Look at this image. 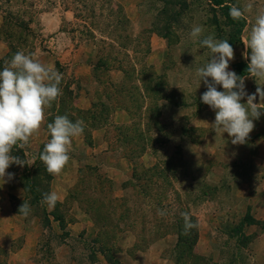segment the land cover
Listing matches in <instances>:
<instances>
[{
	"label": "rangeland",
	"instance_id": "374dc122",
	"mask_svg": "<svg viewBox=\"0 0 264 264\" xmlns=\"http://www.w3.org/2000/svg\"><path fill=\"white\" fill-rule=\"evenodd\" d=\"M228 1L241 8L249 2L264 7V0ZM214 14L209 0H0V70L23 51L63 74L59 98L73 110L77 97L70 100L64 90L81 85L92 99H99L97 104L108 106L104 118L114 107L126 109L132 122L111 129L113 153L102 160L108 167L123 159L118 165L124 171L131 162L137 179L90 160L67 200L50 209L26 193V165H11L7 172L14 178L0 180V211L8 201L9 214L19 217H0V264H15L22 250L27 256L22 253L21 264H264V222H255L264 206V145L257 147L255 140L264 131V115L253 121L245 144L233 145L227 133L221 137L213 131L215 112L200 99L207 88L201 82L197 89L195 71L211 53L190 38L191 28L203 25L205 35L230 38L224 20L218 22ZM245 19L242 44L229 62L235 73L236 64L250 63L243 39L254 13ZM95 25L108 28L112 39L101 32L91 34L88 27ZM169 26L172 36L167 39L164 29ZM100 59L109 67L95 69L92 78L86 67ZM111 72L124 76L117 87L111 85ZM257 86L255 79L245 78L248 94ZM217 90L223 91L222 86ZM55 102L45 109L49 118L56 103L62 113L60 101ZM255 102L262 103L259 96ZM95 112L102 115L101 107ZM13 154L20 156L15 147ZM28 156L26 162H32V154ZM35 159L28 165L30 177ZM157 165L167 178L161 177L158 188L146 186L143 179ZM8 182L21 185L23 197L7 196ZM155 190L166 196L155 201ZM24 201L32 209L27 217L18 212ZM45 211L52 216L46 217ZM83 212L103 220L106 227L97 237L94 227L93 234L71 236ZM182 213L198 220L199 240L192 250L179 242L174 222ZM157 217L162 230H155ZM30 238L35 246H26Z\"/></svg>",
	"mask_w": 264,
	"mask_h": 264
},
{
	"label": "clouds",
	"instance_id": "9594fccd",
	"mask_svg": "<svg viewBox=\"0 0 264 264\" xmlns=\"http://www.w3.org/2000/svg\"><path fill=\"white\" fill-rule=\"evenodd\" d=\"M253 13L254 23L243 39L245 48L250 50L247 76L229 70L234 49L227 39H217L215 34L205 35L203 25H194L189 33L194 42L211 53L208 61L195 71L197 89L201 82L207 88L200 99L215 112V120L211 124L213 131L221 137L227 133L233 145L245 144L255 128L253 121L264 115V107H261L264 103V7L249 2L243 8L237 5L229 8V16L234 21ZM245 58L249 59L248 52ZM246 77L255 79L258 85L254 94L246 92ZM62 79L61 72L46 67L23 51H17L0 70V180L3 182L14 178V173L7 172L11 165H33L34 160L26 162L14 155L13 148H25L33 134L39 131L45 119V109L62 95L59 87ZM217 86H222L223 91L217 90ZM257 96L262 103L255 102ZM245 98L246 103H242ZM85 127L83 120L73 122L66 115H57L52 123L47 124L51 138L38 158L50 175H59L68 164L72 138L82 135ZM59 199L56 192H46L41 203L54 209ZM31 211L27 201L18 210L24 217ZM160 215L165 213L161 211ZM182 216L187 234L197 224L192 222L188 213H182Z\"/></svg>",
	"mask_w": 264,
	"mask_h": 264
},
{
	"label": "crops",
	"instance_id": "0c3cea01",
	"mask_svg": "<svg viewBox=\"0 0 264 264\" xmlns=\"http://www.w3.org/2000/svg\"><path fill=\"white\" fill-rule=\"evenodd\" d=\"M242 44V43H241ZM235 49V48H234ZM97 65V60L91 64L87 65V69L91 72L90 75L92 78L95 76H92V74L95 72V67ZM93 72V73H92ZM77 75V74H76ZM94 75V74H93ZM112 87H117L118 84L122 83L124 76L120 74V72L116 73L111 72ZM110 76V77H111ZM72 90H77L75 92V96L77 99L75 100L76 104V110L78 111H90L92 108H94V104L99 103V99L97 97L92 99V94L90 95V91L86 90L83 85L81 86H72ZM112 115L109 116L107 121L104 123L103 126L96 129H87L89 140L87 138L86 132H83L82 135L78 137L72 138V144L70 149V160L68 164L64 167L62 172L59 175H55L50 187V192H56L60 199L57 202L64 203L72 189H75L78 183V179L80 176V171L82 167L90 162V160H94L96 162V165L99 167H102L104 169L109 168L112 171L118 172V174H122L123 176L133 177L134 168L132 171L133 164L128 161V170L124 171L118 163H123V159L120 160L117 165H111L106 167V163H103L102 158L107 157L110 153H113L112 150L110 151V144H112L113 138H110V131L111 129L115 128V126H122V125H129L132 122V117L128 113L126 109H123L122 107H114ZM48 113L45 112V119L43 123L40 126V129L38 132L34 133L33 136L30 138L29 144L23 148L25 154L28 156V154H32L33 160L34 157L38 155L40 152L41 146L45 144L49 139V131L47 130V123H48ZM108 123V124H107ZM110 123V124H109ZM260 135H256V146L259 147L261 145H264V131L260 132ZM115 155H118V152L114 153ZM114 155V156H115ZM112 157H110L111 159ZM100 162V163H99ZM102 162V163H101ZM126 162V161H124ZM118 177V176H117ZM8 191V194H7ZM7 196L13 195L15 198H21L24 195V189L21 185H10L8 184L5 186V192ZM10 194V195H9ZM9 209H12V204L8 201H4V207L2 211H0V217L3 218H11L14 217L18 221L19 215H14L13 213L9 214ZM255 220L264 222V206L260 209V212L255 216ZM39 223V222H38ZM74 227L72 229H75L76 232H71V236H80L81 234L87 235L88 233L93 234V229L91 227H94V236H98L99 229L94 225V221L85 213L83 212L80 214V216L77 217V221L74 223ZM90 225V226H88ZM88 226V227H87ZM87 228V232L85 230ZM37 229V228H36ZM38 230V229H37ZM72 231V230H71ZM43 233V232H42ZM41 235V232H40ZM35 240L33 238L28 239V242H26V246L36 245ZM7 245L4 244V247ZM24 253V251H20ZM22 253L16 254V262L15 264H21L24 259L22 258ZM24 255H26L24 253ZM27 256V255H26Z\"/></svg>",
	"mask_w": 264,
	"mask_h": 264
},
{
	"label": "trees",
	"instance_id": "16d2710c",
	"mask_svg": "<svg viewBox=\"0 0 264 264\" xmlns=\"http://www.w3.org/2000/svg\"><path fill=\"white\" fill-rule=\"evenodd\" d=\"M211 6L214 8L215 10V14L214 16L216 17V19H218V22L220 21V19L224 20L225 26L230 30V38L228 40V42L232 45L233 49L242 43V36H243V32L247 26V20L244 18L240 19L239 21H234L230 16H229V8L232 6V3H230L228 0H209ZM217 11V12H216ZM121 19V17L119 18ZM94 25V24H93ZM95 26H89V31L91 34L95 33V32H101V33H105L109 35V38L112 39L113 34L112 32L106 28L104 30H100L99 28H95ZM98 27V26H97ZM172 27H168L166 29H164L165 34L164 37L167 39H170V37L172 36L171 33ZM124 46V45H123ZM113 47V46H111ZM122 47V46H121ZM108 63L106 60L100 59L98 64L96 65L95 69L98 71L99 69H108ZM247 67L248 65L244 62L238 63L234 66V69L237 73V75L240 76H247L248 72H247ZM124 73H126L124 71ZM64 94L67 95V97L70 98V100H72V97L75 95L74 90L71 89V87L69 88V86H67L66 90H64ZM58 97L56 102L60 101V109L62 110V113H58L57 109V103L55 104V108L52 109L51 111L53 113V116L51 118L48 117V124L52 123L55 119V117L57 115H66L68 116V118L70 120H72L73 122H75L76 120H83L85 122V120H87L85 122V130L84 132H86L87 134V138L89 140V135L87 132V129L91 128V129H96V128H100L103 126V122L105 123L107 120L106 118L103 117V113L107 112L108 110V106L105 103H102L101 105L99 104H94V108H92L90 111H78V110H73V108L66 102V100L61 101V99ZM109 100V99H108ZM68 104V105H67ZM99 107H101V113H97L95 112V110H97ZM66 110V113L64 112ZM81 116V117H80ZM88 116V119H86L85 117ZM48 130V129H47ZM50 136L49 139L50 140ZM48 142V141H47ZM46 142V143H47ZM45 143V144H46ZM43 144L41 146L40 152H42L43 150V146L45 145ZM16 151H18L20 153V157L23 158L26 161V154L25 152L19 148L18 146L15 147ZM39 152V153H40ZM39 153L36 156L35 159V168L32 171L33 172V176L30 177L28 174L30 172V168L28 165H26V170H27V175L25 176V182L23 184L24 189L26 190V193H30L31 195L34 196L35 200L37 203L41 202L42 198H43V194L46 192H50V187H51V182L54 178L53 175H50L47 171L46 168L43 164L42 161L39 160ZM160 165H157L154 167V171L152 172L151 176L149 179H143V181L146 183V186H148L147 184H151V186H155V187H159L160 185V179L161 177L166 179L167 176L166 174H164V172H162V170L159 168ZM162 169L165 170L164 166H161ZM148 171V170H146ZM150 172V170L148 171ZM135 179V176L133 177ZM137 180V179H135ZM151 180V181H150ZM152 181H154L152 183ZM159 182V185H158ZM44 184H46V188L44 193L41 192V188L45 187ZM142 188V187H141ZM166 196V194L164 193H160L157 190H155V192L152 194V198L159 200L161 198H164ZM160 203L156 202L155 204L153 203V205L159 206ZM156 211H153V213H155ZM160 213V212H159ZM45 216L48 218L52 215H50L49 213H47L45 211ZM47 218V219H48ZM94 222L98 225V229L101 233V231H103V229H105L106 226L103 225V220L98 217H94L93 218ZM191 220L193 223L197 224V227L191 229L187 234L185 233L184 230V219L183 218H179V219H175L174 223H178L177 227L179 229V242L180 244L186 245L189 248H191V250L194 248V246L196 245L197 241L199 240V226H198V220L196 217H191ZM162 220H158V217L155 220L156 223V229L155 230H162L163 229V223L161 222ZM254 222V220H253ZM255 222H257L255 220ZM106 233H104L105 235ZM188 236H191L192 238H188Z\"/></svg>",
	"mask_w": 264,
	"mask_h": 264
}]
</instances>
